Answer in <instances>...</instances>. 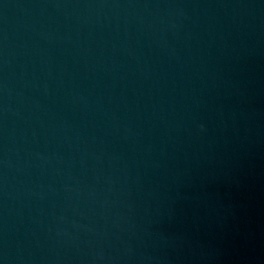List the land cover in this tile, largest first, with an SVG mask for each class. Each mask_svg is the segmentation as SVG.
<instances>
[{
	"label": "water",
	"instance_id": "1",
	"mask_svg": "<svg viewBox=\"0 0 264 264\" xmlns=\"http://www.w3.org/2000/svg\"><path fill=\"white\" fill-rule=\"evenodd\" d=\"M0 264H264V0H0Z\"/></svg>",
	"mask_w": 264,
	"mask_h": 264
}]
</instances>
